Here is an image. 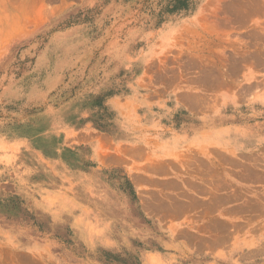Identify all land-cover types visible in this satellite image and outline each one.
<instances>
[{"label": "rangeland", "instance_id": "1", "mask_svg": "<svg viewBox=\"0 0 264 264\" xmlns=\"http://www.w3.org/2000/svg\"><path fill=\"white\" fill-rule=\"evenodd\" d=\"M237 10L0 0V264H264V85L239 73ZM202 112L230 146L189 145Z\"/></svg>", "mask_w": 264, "mask_h": 264}, {"label": "crops", "instance_id": "2", "mask_svg": "<svg viewBox=\"0 0 264 264\" xmlns=\"http://www.w3.org/2000/svg\"><path fill=\"white\" fill-rule=\"evenodd\" d=\"M225 3L227 4L229 1ZM237 3V12L233 13L232 11L230 13L235 19L239 35L245 41L243 53L239 54L237 62L242 79H254L253 82L244 85L245 89L247 88L250 91L253 88L264 85L262 83L264 81V0H237ZM195 70L197 71V67H195ZM213 70L214 68L209 66L201 68L200 74L196 73L195 81L199 80L211 84L213 79L217 78ZM202 113L205 114L198 118L200 121L196 122L197 127L194 128L195 132L190 134V136H193V139L190 140L189 145L214 146L217 138L221 137L218 140V145L230 146V142L225 137L228 133L224 130L225 127L222 126V129L219 130L217 124L214 123V115L208 112ZM189 145L183 144L181 146ZM164 146H175V144L165 143Z\"/></svg>", "mask_w": 264, "mask_h": 264}, {"label": "bare ground", "instance_id": "3", "mask_svg": "<svg viewBox=\"0 0 264 264\" xmlns=\"http://www.w3.org/2000/svg\"><path fill=\"white\" fill-rule=\"evenodd\" d=\"M253 10V9H252ZM247 13V12H246ZM250 13V12H249ZM244 15V14H243ZM248 15V14H247Z\"/></svg>", "mask_w": 264, "mask_h": 264}]
</instances>
